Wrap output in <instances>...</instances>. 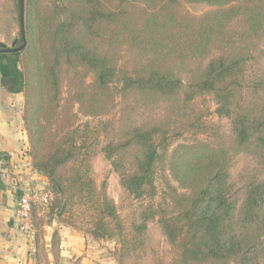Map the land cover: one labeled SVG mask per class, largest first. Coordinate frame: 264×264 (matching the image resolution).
Listing matches in <instances>:
<instances>
[{
	"label": "trees",
	"instance_id": "1",
	"mask_svg": "<svg viewBox=\"0 0 264 264\" xmlns=\"http://www.w3.org/2000/svg\"><path fill=\"white\" fill-rule=\"evenodd\" d=\"M187 3L210 10L195 15ZM14 6L19 22V0ZM23 18L21 120L31 168L52 192L63 190L59 172L81 150L78 120L109 113L117 81L123 118L101 151L134 199H157L135 232L156 219L173 264H264V181L246 190L237 216L228 184L233 158L264 147V77L248 89L243 78L264 46V0H24ZM203 95L230 119L228 136L186 125L190 103ZM138 108L160 114L136 123ZM83 178L70 182L87 185ZM95 212L94 240L123 233L105 196Z\"/></svg>",
	"mask_w": 264,
	"mask_h": 264
},
{
	"label": "rangeland",
	"instance_id": "2",
	"mask_svg": "<svg viewBox=\"0 0 264 264\" xmlns=\"http://www.w3.org/2000/svg\"><path fill=\"white\" fill-rule=\"evenodd\" d=\"M45 3V2H43ZM15 0H0V48L10 49L15 42L18 46L20 28ZM186 9L199 15L208 10L205 4L187 3ZM16 70L15 79L20 82V67L16 53L2 52ZM9 54V55H8ZM8 55V56H6ZM264 77V46L260 45L243 68L246 89L251 88ZM90 81V77L87 78ZM116 91V105L107 114L98 119L80 118L78 142L81 150L76 159L64 166L60 172L59 193H53L52 202L44 208L33 211L34 239L30 252L39 264H173L174 252L168 244L156 219L147 223L142 233L134 227L139 224V216L157 199H134L119 183L109 161L101 149L114 134L122 120L121 109L124 106L121 84L111 83ZM252 90V89H251ZM251 90L247 91L250 92ZM160 114L159 109L144 110L138 108L132 114L134 122L142 121L147 115ZM190 117L186 125L201 124L211 133L228 136L231 121L216 115V104L211 95L196 97L189 106ZM187 127V126H186ZM185 137H189L185 134ZM75 176H84L87 185L78 182L71 184ZM84 181V180H83ZM91 182L89 185L88 182ZM264 181V147L257 155L242 153L233 158L228 172L229 197L236 203L237 212L243 202L246 190L253 184ZM28 184V183H27ZM47 189H50L47 186ZM52 191V189H50ZM105 196L115 207L124 227L123 233L106 241H97L90 236L92 221L98 202ZM55 235V248L66 238L71 244H65L70 251L63 258L55 260L50 249L51 237ZM59 242V244H58ZM60 250V249H59Z\"/></svg>",
	"mask_w": 264,
	"mask_h": 264
},
{
	"label": "crops",
	"instance_id": "3",
	"mask_svg": "<svg viewBox=\"0 0 264 264\" xmlns=\"http://www.w3.org/2000/svg\"><path fill=\"white\" fill-rule=\"evenodd\" d=\"M15 74L10 58L0 54V264H36L31 243L17 229L18 192L27 183L30 187L47 188L48 181L32 170L27 156L21 120L23 98ZM65 244L71 243L63 237L58 246L60 258L70 252Z\"/></svg>",
	"mask_w": 264,
	"mask_h": 264
},
{
	"label": "built area",
	"instance_id": "4",
	"mask_svg": "<svg viewBox=\"0 0 264 264\" xmlns=\"http://www.w3.org/2000/svg\"><path fill=\"white\" fill-rule=\"evenodd\" d=\"M22 195L18 196L16 206V225L19 233L28 241L34 239L33 211L47 207L53 200V192L47 188L21 187Z\"/></svg>",
	"mask_w": 264,
	"mask_h": 264
},
{
	"label": "water",
	"instance_id": "5",
	"mask_svg": "<svg viewBox=\"0 0 264 264\" xmlns=\"http://www.w3.org/2000/svg\"><path fill=\"white\" fill-rule=\"evenodd\" d=\"M24 0H19V23H20V34H21V39H22V45L16 49H7V50H2V52H9V53H13V52H19L21 51L25 44V34H24ZM15 43L12 44V46H14ZM22 192L19 191L18 192V196H21Z\"/></svg>",
	"mask_w": 264,
	"mask_h": 264
},
{
	"label": "flooded vegetation",
	"instance_id": "6",
	"mask_svg": "<svg viewBox=\"0 0 264 264\" xmlns=\"http://www.w3.org/2000/svg\"><path fill=\"white\" fill-rule=\"evenodd\" d=\"M14 43H15V42H14ZM15 45H16V44H14V46H11L10 49H16ZM17 48H18V47H17ZM6 50H7V49H6ZM13 53H15V52H13Z\"/></svg>",
	"mask_w": 264,
	"mask_h": 264
}]
</instances>
